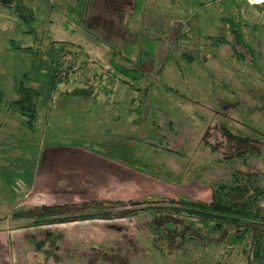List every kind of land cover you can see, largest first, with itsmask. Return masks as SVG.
Here are the masks:
<instances>
[{
    "label": "rangeland",
    "instance_id": "1",
    "mask_svg": "<svg viewBox=\"0 0 264 264\" xmlns=\"http://www.w3.org/2000/svg\"><path fill=\"white\" fill-rule=\"evenodd\" d=\"M85 1L97 15L104 10L106 0H32L26 4L34 13L30 9L29 22H21L0 9L4 101L18 99L15 79L21 73L43 88L33 133L0 104V264H247L248 237L231 246L215 234L209 236L215 245L206 246L198 239L208 231L199 225L188 230L195 244L180 248L181 233L166 230L172 240L155 242L156 250L149 214L42 228L13 219L19 210L92 199L162 203L188 196L210 202L209 183L229 184L235 170L256 174L264 188V0H120L122 21L99 15L114 23L96 24L97 35L79 24ZM120 24L126 33H118ZM237 25L252 53L237 41ZM27 29L32 35L23 33ZM219 36L228 43L213 48L209 37ZM10 40L32 50L15 51ZM51 42H59L55 59L77 70L62 73L67 80L56 90L45 74L55 53ZM60 42L73 45L63 53ZM112 48L121 53L116 63L142 69L141 80L127 76L145 92L141 98L108 72ZM87 79L95 85L92 99L60 96ZM135 98L139 102L132 103ZM136 108L141 112L133 113ZM224 127L257 139L262 157L226 162L233 151ZM30 234L41 249L28 241ZM262 252L264 259V243Z\"/></svg>",
    "mask_w": 264,
    "mask_h": 264
},
{
    "label": "trees",
    "instance_id": "2",
    "mask_svg": "<svg viewBox=\"0 0 264 264\" xmlns=\"http://www.w3.org/2000/svg\"><path fill=\"white\" fill-rule=\"evenodd\" d=\"M27 1L30 3L32 0H0V9L12 12L14 16L17 17L16 19H19L21 22H29L31 18V13L29 11H31L32 8L26 4ZM76 1L79 2L80 0ZM216 1L218 0H212L211 2L215 3ZM123 4L124 3L120 0H106L104 6H101L104 7V10L103 8L102 10L100 9L97 15L95 9L90 8L88 2L85 1L86 7L78 11L79 24L89 31H91L92 27H96V24H102L101 26L103 28H110L111 23L114 22H109L107 19L103 21V15H111L113 17L115 15L119 21H122V18L125 15ZM134 4H138V1ZM67 5L71 6V4ZM261 5L264 7V2L261 3ZM71 10L73 11V8H71ZM26 12L29 13V18L26 15ZM33 13L34 11L32 10V15ZM92 24L94 25L92 26ZM237 26L238 30H232L236 34L237 41L247 45V50L249 53H252L250 45L245 42L242 27L239 25ZM119 27L120 28L117 27L118 33H121V31L123 34L126 33L124 30L127 31V28L125 29L124 24H120ZM93 30L94 32L96 31L95 29H92V31ZM33 32L34 30L27 29L23 33L26 35H32ZM109 32L110 30L107 31L106 34ZM96 33L97 31L95 34ZM181 37L184 39V36ZM209 40L211 41L210 45L213 46V48L228 43L224 36H219L217 38L209 37ZM57 43L59 42H51L52 46H54L52 51L55 52L52 53L53 57L51 58V64L48 67L47 63L42 64V66L47 67L45 74L52 90H56L60 84L66 82L68 76L64 77V73L67 75L77 71L75 70L74 63L68 62L62 64L55 59L59 53L57 51L58 49L56 50L55 48ZM10 45L13 50L19 52L24 51L23 53L32 50V47H22L20 44H17V41L15 40H10ZM72 45V42H60L59 50L65 53V51H69L65 49V47ZM121 51L125 54L123 50ZM70 53H72V51H70ZM129 53L131 54L129 51L126 52V54ZM119 54L121 53L116 52L113 48L111 49V58L109 60L111 70H108V72L112 74V76L121 79L125 85L131 86V89L138 92L136 94L139 96L141 93L144 95L145 92H142L141 88L134 87L127 80V76H129L130 73H133L139 80L143 79L144 73L142 69L140 67L128 68L116 63L115 59ZM56 69L61 70V74H58ZM33 82L34 77L28 72L19 74L15 79V91L18 99L9 102L4 101V93L0 91V104L7 107L11 113L19 115L23 127L32 133L37 129L40 116L38 101L43 96V88H41L40 90L42 91H40L39 88L33 86ZM94 88L95 85L93 81L87 79L82 81L81 86H76V88L70 91H64L60 96L65 97V99L79 98L88 100L92 99L94 96ZM140 98L133 99L132 103L139 102ZM139 104L142 106L141 103ZM140 112L141 108L133 110V113ZM137 121L139 122V119ZM222 133L227 138L228 145L233 151L232 154L230 153V155H226V162L236 164L237 162H245L246 159L251 157H262L260 150L253 144V141L258 142L257 139L253 140L249 136L237 134L225 127L222 128ZM209 187L212 190L210 202L200 200L194 201L188 196H180L177 200L170 199L168 201H162V203L155 200L141 203H124L92 199L79 204L67 203L43 205L36 206L27 211L19 210L13 213V219H25L30 221V226H28V228H42L44 226L83 221H114L138 217L142 214H149L151 217L149 229L152 234H154V238L157 239L155 241L153 240V245L157 248L156 250H160V247L155 242L158 241L164 244L172 240L171 235L165 233L166 230L181 233L180 248L188 244H195L196 238L188 232V230H197V225H199L205 232L208 231V235L205 234L207 238L205 237L204 239L205 235L203 234V237L200 236L198 239L199 241L204 242V245L206 246L215 245V243H213L215 241H212L209 237L215 234L220 235L222 238H226L224 244L231 246H237L238 244L243 243L248 237L250 242L247 245L245 244L243 251L247 256L246 263L264 264L262 252L264 243V188L257 175L235 170L232 173V180L229 184L223 181L210 182ZM177 216L182 217V220H179L181 218L174 219V217ZM179 221L182 226L179 224ZM228 231H232V233L227 239L226 235ZM239 231L240 233H238ZM59 237L62 236L60 234L59 236H56V238ZM27 239L29 242H32L36 249L39 250L42 248L43 244L37 242L31 234L27 236ZM173 242H171V244H173ZM221 243H223L222 239Z\"/></svg>",
    "mask_w": 264,
    "mask_h": 264
},
{
    "label": "crops",
    "instance_id": "3",
    "mask_svg": "<svg viewBox=\"0 0 264 264\" xmlns=\"http://www.w3.org/2000/svg\"><path fill=\"white\" fill-rule=\"evenodd\" d=\"M31 235H32V234H31ZM26 243L29 245L28 242H26ZM30 243L32 244V242H30ZM29 249L32 250V246H31V245H30Z\"/></svg>",
    "mask_w": 264,
    "mask_h": 264
},
{
    "label": "water",
    "instance_id": "4",
    "mask_svg": "<svg viewBox=\"0 0 264 264\" xmlns=\"http://www.w3.org/2000/svg\"><path fill=\"white\" fill-rule=\"evenodd\" d=\"M252 1H255V0H252Z\"/></svg>",
    "mask_w": 264,
    "mask_h": 264
}]
</instances>
